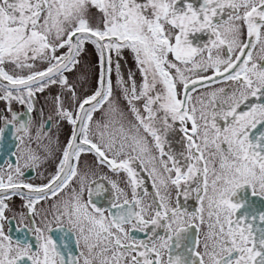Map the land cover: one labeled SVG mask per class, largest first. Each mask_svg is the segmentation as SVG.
Wrapping results in <instances>:
<instances>
[{
	"label": "snow or ice",
	"instance_id": "obj_1",
	"mask_svg": "<svg viewBox=\"0 0 264 264\" xmlns=\"http://www.w3.org/2000/svg\"><path fill=\"white\" fill-rule=\"evenodd\" d=\"M179 4L0 0V100L8 111L16 101L32 112L37 93L58 86L63 96L55 98L56 116L71 126L45 183L22 179L23 169L41 162L30 147L0 167V264H264V209L256 203L264 202V0ZM200 33L208 34L207 42H195ZM87 45L94 46L99 68L95 87L81 94L82 77L71 76ZM125 49L134 56L139 81L121 74ZM121 101L134 122L126 120ZM30 123L13 113L0 139L16 125L23 144L31 139ZM177 125L186 141L179 156L165 150ZM43 150L47 160L53 148ZM87 155L94 162L82 167ZM137 166L156 189L147 205V188L138 192L143 177ZM96 167L124 173L131 189L129 199L109 181L116 211L107 215L93 199L106 191L90 178ZM193 194L200 206L190 212L180 197ZM13 196L26 201L30 222L19 216L24 235L15 240L4 231ZM49 197L57 198V212L37 226L36 205ZM206 210L209 231L201 251L199 239L188 244L186 234L205 224ZM52 223L65 234L75 232L83 248L78 256L60 250ZM134 232L148 233L147 239Z\"/></svg>",
	"mask_w": 264,
	"mask_h": 264
},
{
	"label": "flooded vegetation",
	"instance_id": "obj_2",
	"mask_svg": "<svg viewBox=\"0 0 264 264\" xmlns=\"http://www.w3.org/2000/svg\"><path fill=\"white\" fill-rule=\"evenodd\" d=\"M187 2L192 3L195 7H199L202 3V0H187ZM184 4L185 0H180V4L178 6L183 7ZM223 18L225 20L227 19V13L224 14ZM193 38L197 43H205L208 41L209 36L207 33H200L195 34ZM92 47L96 52L94 46ZM258 54L259 50L257 49V52L254 53V56ZM8 70H12L11 66H8ZM74 74L75 73L72 74L71 78L74 76ZM219 86L220 85H213V87ZM201 91L204 90L201 89ZM58 95L63 96V90L58 86H52L51 88L46 89V91L43 93H37L34 100L35 110L32 112L27 111L26 105H21L16 101L12 102L10 106L11 111H8L9 105L7 101L0 100V128L4 127L5 118L11 119L13 113H16L19 116L20 123H28L29 121L31 122V139L26 136L23 144H21L16 138L18 135L15 130L16 125L8 126L4 131L3 138L0 139V167L5 166L8 162L15 163L16 158L22 156L28 147L36 150L41 156V162L38 167L23 169L25 175L22 179L26 183L41 185L46 182V177L54 171L55 161L59 156L60 146L65 143L70 135L71 126L56 116L55 98ZM178 129L179 126L177 125L174 130L168 133L167 143L165 145L166 151L176 154L177 156H179L181 152H184L186 147V141L184 139L183 133L181 132V136H178ZM38 133L40 136L39 140H37ZM38 144L40 145L39 148ZM44 145H50L53 148V153L48 157L47 160L44 159ZM153 151L155 153V150ZM93 162L94 158L91 155H87L82 157L81 166L83 167L85 165H92ZM21 163L23 164V160H21ZM137 167L140 175L143 177V187L138 189V192L143 194V188H147L149 194L144 197V203L147 205L152 203L156 189L153 187L152 178L148 175V173L144 172L139 166ZM102 177H107V180H101ZM90 178L96 179L105 185L106 191L100 196H94L93 199L99 206L106 210V215L108 214V210L116 211L115 209H111V204L115 194L109 181H115L118 186L128 194V198L131 199V189L127 186L126 175L124 173L116 174L111 172L106 167H96L95 175L91 176ZM168 192L172 197V202L174 204L176 198V189L174 187H170ZM63 195L64 194L61 193V196ZM84 198H88L87 192H85ZM180 199L181 203L187 207L190 212L197 210L200 206L199 201L195 198L194 194L190 195L187 200H185L184 197H180ZM122 200L123 196H121V202ZM8 203L10 211H6V215L9 219L4 222V231L6 234L11 235L14 240L17 238H23L24 233L19 231V228L23 227V225L20 223L19 216L23 214L25 216L24 222L30 224L27 219L28 210L25 207L26 201L19 196H13L11 200L8 201ZM256 203L259 207L264 209V202L260 201L259 198L256 199ZM56 204L57 198L49 197V199L43 200L36 205L37 211L39 213V215L35 216V224L37 226H43L41 224L43 219L48 221L53 220V217L57 212ZM153 207H155V205H153ZM13 217H16V219H13ZM207 225L208 220L206 210L205 224L200 226L198 229H190L186 234L188 237L186 243L192 244L197 239H199V249L203 251V244L209 231ZM52 228L53 232L50 234L53 236V239L57 241L62 252H71L73 255L78 256L83 251V248L77 244V236L75 232H67V234H65L64 231L59 230L55 223H52ZM159 231L161 235L164 234L163 229H160ZM133 235H135L137 239H147L148 233L134 232ZM28 236L29 239L32 240L35 248L34 236L31 233H28ZM65 244L67 247H65ZM22 264H30V261L25 259Z\"/></svg>",
	"mask_w": 264,
	"mask_h": 264
},
{
	"label": "rangeland",
	"instance_id": "obj_3",
	"mask_svg": "<svg viewBox=\"0 0 264 264\" xmlns=\"http://www.w3.org/2000/svg\"><path fill=\"white\" fill-rule=\"evenodd\" d=\"M95 11V10H93ZM119 62L121 64V74L125 76L135 75L136 79L139 81V73L137 71V66L134 60V56L130 50H123L121 56L119 57ZM116 63V57H113V64ZM98 55L97 52L94 51L91 45L86 46V50L82 53L81 66H78L77 72L74 74L72 78L77 76H81V83L79 88L82 90V94L90 93L92 89L95 87V81L98 75ZM115 73V69H114ZM113 82L115 84V74L113 76ZM121 106L124 108L126 120H130L134 122V118L131 113L127 111L126 105L121 101ZM97 119L100 118V114L97 115ZM178 136H181V131L178 129Z\"/></svg>",
	"mask_w": 264,
	"mask_h": 264
},
{
	"label": "water",
	"instance_id": "obj_4",
	"mask_svg": "<svg viewBox=\"0 0 264 264\" xmlns=\"http://www.w3.org/2000/svg\"><path fill=\"white\" fill-rule=\"evenodd\" d=\"M257 207H259V206L257 205ZM259 208H261V207H259Z\"/></svg>",
	"mask_w": 264,
	"mask_h": 264
}]
</instances>
